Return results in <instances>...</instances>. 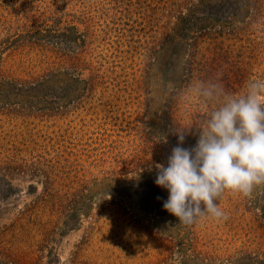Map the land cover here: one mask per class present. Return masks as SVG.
Returning a JSON list of instances; mask_svg holds the SVG:
<instances>
[{
  "label": "rangeland",
  "instance_id": "obj_1",
  "mask_svg": "<svg viewBox=\"0 0 264 264\" xmlns=\"http://www.w3.org/2000/svg\"><path fill=\"white\" fill-rule=\"evenodd\" d=\"M254 80L264 0H0V264H264V186L186 227L148 181L215 107L190 86Z\"/></svg>",
  "mask_w": 264,
  "mask_h": 264
},
{
  "label": "clouds",
  "instance_id": "obj_2",
  "mask_svg": "<svg viewBox=\"0 0 264 264\" xmlns=\"http://www.w3.org/2000/svg\"><path fill=\"white\" fill-rule=\"evenodd\" d=\"M190 87L205 107H215L193 147H182L188 129L172 131L177 144L167 167L155 166V185L169 193L163 209L186 227L205 218L227 220L216 203L226 190L248 197L264 186V81H250L241 95L227 93L218 82Z\"/></svg>",
  "mask_w": 264,
  "mask_h": 264
},
{
  "label": "trees",
  "instance_id": "obj_3",
  "mask_svg": "<svg viewBox=\"0 0 264 264\" xmlns=\"http://www.w3.org/2000/svg\"><path fill=\"white\" fill-rule=\"evenodd\" d=\"M155 175H157V174H155ZM148 181L149 182L152 181V186H153L152 189H153V191L159 193L158 196L164 197L167 200L168 195H169L168 191L165 190V189H162V188H161V191H159L158 190L159 187L155 185V178H152L151 180H148ZM149 182L145 181L143 183H137V182H135V183H128V184H126L127 187H126V191H124V192H126L125 194L127 196H129V197L133 196L134 193H136L137 196H140L141 193L142 194H147V192L145 190V187H146L145 185L147 183H149Z\"/></svg>",
  "mask_w": 264,
  "mask_h": 264
}]
</instances>
